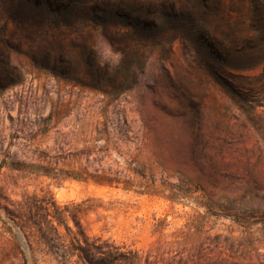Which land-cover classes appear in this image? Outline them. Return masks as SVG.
<instances>
[{
    "label": "rangeland",
    "instance_id": "rangeland-1",
    "mask_svg": "<svg viewBox=\"0 0 264 264\" xmlns=\"http://www.w3.org/2000/svg\"><path fill=\"white\" fill-rule=\"evenodd\" d=\"M94 16L137 24V51ZM89 148L156 194L8 170ZM28 197L69 207L63 245L11 219ZM153 247L264 264V0H0V264H144Z\"/></svg>",
    "mask_w": 264,
    "mask_h": 264
},
{
    "label": "trees",
    "instance_id": "trees-1",
    "mask_svg": "<svg viewBox=\"0 0 264 264\" xmlns=\"http://www.w3.org/2000/svg\"><path fill=\"white\" fill-rule=\"evenodd\" d=\"M96 17V16H94ZM103 17V16H102ZM97 16L94 21H91L88 26L92 30H99L102 37L109 44L111 48L118 51L120 56H126V51H137L134 48L133 43L134 36L139 37L137 32V24H119L107 22L105 18ZM97 19H100L98 21ZM87 24V23H86ZM67 25L57 24L55 27L44 28L43 34L54 37L56 30L66 28ZM175 31V30H174ZM173 31V33H174ZM54 32V33H52ZM176 32V31H175ZM172 33V34H173ZM126 38V39H125ZM247 54L246 51H242L241 55ZM122 63V60L121 62ZM120 68V64L115 71ZM105 73V72H104ZM144 139L148 141V134L145 133ZM104 152L103 149L89 148L76 152H69L63 149H57L53 154L46 151H32L29 154V158L34 160L30 164L22 165H10L8 170L16 171L19 173H26L31 175H41L49 177L55 180H75L81 182H92L99 186H122L124 190H139V194H156V188L152 181L148 180L145 175L142 176L140 181L137 180V175L141 173L140 166L135 163V167L131 169L133 176L123 173L112 168L103 167L100 164V159L92 158L94 155H99ZM5 165L4 161L1 162V167ZM137 166V167H136ZM134 171L136 173H134ZM204 192L202 189L197 191ZM69 207H57L54 203L39 201L34 197H28L24 204L17 205L15 211L11 212V219L19 226V228L27 233V236L31 238H38L46 243H56L63 245L64 241L59 233L58 227L61 226L64 221L65 214L68 213ZM75 226L80 230V224L73 217ZM69 231V230H68ZM81 234V231H79ZM79 244V243H78ZM76 249L83 251L80 245L75 246ZM160 248H151L148 255L144 259V264H201L200 258L196 255L198 252L195 249L185 250V252H179L172 250L170 253V262L167 261L160 253ZM176 253V254H175ZM138 258V263L141 262L139 254L134 253ZM111 257V255H109ZM78 258L82 264H119L126 258L123 253H115L112 260L102 261L98 263L93 254H80ZM152 258V260H150Z\"/></svg>",
    "mask_w": 264,
    "mask_h": 264
}]
</instances>
